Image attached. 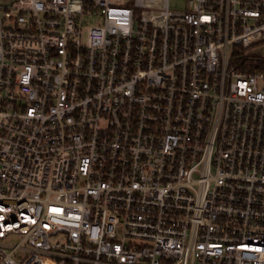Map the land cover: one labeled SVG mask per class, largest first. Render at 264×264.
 <instances>
[{
  "label": "built area",
  "instance_id": "2783aa9c",
  "mask_svg": "<svg viewBox=\"0 0 264 264\" xmlns=\"http://www.w3.org/2000/svg\"><path fill=\"white\" fill-rule=\"evenodd\" d=\"M181 1L0 0V264H264V0Z\"/></svg>",
  "mask_w": 264,
  "mask_h": 264
},
{
  "label": "rangeland",
  "instance_id": "374dc122",
  "mask_svg": "<svg viewBox=\"0 0 264 264\" xmlns=\"http://www.w3.org/2000/svg\"><path fill=\"white\" fill-rule=\"evenodd\" d=\"M127 1H131V0H120V2H122V4H126L125 2ZM170 7H172V9L175 8H182L183 7V2L181 0H170ZM85 23L84 25L86 27L96 23V19L93 18H88L87 16L85 17ZM242 56H257V57H264V41L262 42H258L248 48H245L242 51Z\"/></svg>",
  "mask_w": 264,
  "mask_h": 264
},
{
  "label": "trees",
  "instance_id": "16d2710c",
  "mask_svg": "<svg viewBox=\"0 0 264 264\" xmlns=\"http://www.w3.org/2000/svg\"><path fill=\"white\" fill-rule=\"evenodd\" d=\"M248 60H249L248 63L246 61H242L239 64V67L253 71V70L257 69L258 67H260L262 63H264V60L257 57V56H250V57H248Z\"/></svg>",
  "mask_w": 264,
  "mask_h": 264
}]
</instances>
